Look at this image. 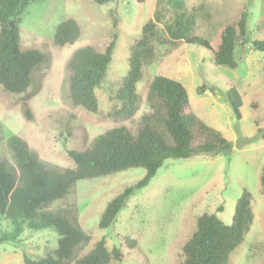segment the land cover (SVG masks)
<instances>
[{"label":"rangeland","instance_id":"1","mask_svg":"<svg viewBox=\"0 0 264 264\" xmlns=\"http://www.w3.org/2000/svg\"><path fill=\"white\" fill-rule=\"evenodd\" d=\"M31 1L14 18L20 28V48L37 50L46 60L34 72L25 93L12 94L0 86V156L8 154V138L17 136L46 165L73 168L66 150H84L96 136L117 126L135 133L139 118L149 111L146 91L155 76L180 83L189 99L186 113L218 131L232 144V151L228 155L167 159L149 184L128 198L106 229L98 228L106 205L142 179L145 170L129 168L79 180L63 198L40 210L73 209L87 242L74 247L67 259L59 254L60 235L55 230H33L24 224L18 241L0 242V264H23V254L38 261L62 259L65 264H74L100 240L109 253L120 252V261L111 256L108 264H180L182 247L196 230L197 218L216 214L229 226L243 190L251 195L254 218L227 264H264V194L260 186L264 167V56L251 47L252 42L264 40V0H117L104 5L93 0ZM242 12L247 13L244 37L237 27ZM176 13L194 15L190 35L207 39L213 50L225 27H234L238 34L236 68L215 65L211 52L185 40L170 42L165 27ZM155 15L159 19L152 41L155 56L143 66L142 80L136 85L142 102L130 119L114 120L111 114L119 106L115 93L128 69V48ZM68 18L77 22L81 35L73 45L60 49L52 44L53 34ZM114 33L117 40L112 60L95 90L97 112L72 106L66 61L85 46L103 52ZM231 88L241 97L239 116L226 101L225 93ZM22 103L33 114L32 121L25 119ZM12 230L11 219L0 211V238Z\"/></svg>","mask_w":264,"mask_h":264},{"label":"trees","instance_id":"2","mask_svg":"<svg viewBox=\"0 0 264 264\" xmlns=\"http://www.w3.org/2000/svg\"><path fill=\"white\" fill-rule=\"evenodd\" d=\"M30 1L0 0V86L4 91L16 95L26 92L33 81L34 72L46 60L45 55L37 50L23 51L20 48V28L14 18L29 6L27 2ZM115 1L93 0L97 5ZM158 21L157 15L148 20L141 28L140 37L128 48V69L119 80L115 93L119 106L111 114L114 120L130 119L140 107L142 98L136 91V85L142 80L143 66L154 59L152 41ZM194 22V15L176 13L173 22L165 27L169 41L185 40L189 45L211 52L215 65L236 68L234 50L238 34L235 28L225 27L217 48L213 50L207 39L190 35ZM246 22L247 13L242 12L237 23L242 37L246 33ZM80 35L77 22L68 18L56 26L52 44L61 49L73 45ZM116 40L117 35L114 33L103 52L85 46L70 55L65 67L72 106L91 113L97 112L95 90L105 77ZM251 47L264 56V40L252 42ZM225 97L233 113L239 116L241 97L237 90L231 88L226 91ZM145 103L149 111L139 118L134 134L124 126H117L96 136L84 150H66L73 168L46 165L22 139L10 136L6 142L8 154L0 156V211L11 219L13 230L4 234L0 242L18 241L24 224L33 230L51 229L60 235V256L68 259L74 247L86 243L88 236L80 229L73 209L42 212L40 208L63 198L75 187L77 181L129 168L145 170L142 179L125 188L106 205L98 223L99 229H106L115 222L128 198L145 188L167 159H187L202 154L228 155L232 151V144L218 131L205 125L193 114L186 113L189 99L180 83L163 76L153 77L147 87ZM21 109L25 119L32 121L33 114L28 105L22 103ZM260 186L264 194V167ZM250 202V193L243 190L236 201L229 226L224 225L216 214L199 216L196 230L182 247L183 261L180 264H227L229 255L242 243L253 222ZM130 248H133V242ZM111 256L120 261V252L113 250L109 253L104 240H100L91 251L75 260L74 264H108ZM23 264L65 263L62 259L33 260L23 254Z\"/></svg>","mask_w":264,"mask_h":264}]
</instances>
